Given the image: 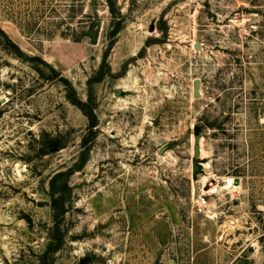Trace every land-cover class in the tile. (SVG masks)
Listing matches in <instances>:
<instances>
[{
	"label": "rangeland",
	"instance_id": "1",
	"mask_svg": "<svg viewBox=\"0 0 264 264\" xmlns=\"http://www.w3.org/2000/svg\"><path fill=\"white\" fill-rule=\"evenodd\" d=\"M112 2L0 0V264H264V0Z\"/></svg>",
	"mask_w": 264,
	"mask_h": 264
},
{
	"label": "water",
	"instance_id": "2",
	"mask_svg": "<svg viewBox=\"0 0 264 264\" xmlns=\"http://www.w3.org/2000/svg\"><path fill=\"white\" fill-rule=\"evenodd\" d=\"M90 33L92 35L93 41L96 42L97 41L96 31L92 29L90 31ZM195 47H196V49H201V42L200 41H196ZM198 86H199V83L196 82L195 83L196 89L198 88ZM117 93L120 94V90H118ZM196 94H197V91H196ZM195 133H196V144L194 146V158L192 160V167H193L194 174L198 173L202 169L201 161L199 160V157H200L199 140L201 138V134H200L198 128H196ZM236 181L237 182H240V178L239 177H236Z\"/></svg>",
	"mask_w": 264,
	"mask_h": 264
},
{
	"label": "trees",
	"instance_id": "3",
	"mask_svg": "<svg viewBox=\"0 0 264 264\" xmlns=\"http://www.w3.org/2000/svg\"><path fill=\"white\" fill-rule=\"evenodd\" d=\"M110 2V8L113 12H116V9L114 8V4L112 2V0H109ZM0 32H2L3 36L6 37V39H9L8 36L6 35V33L0 29ZM95 124V121H92V125ZM60 175V173H57L56 175H54V177L51 179V193H50V196H51V199H52V205L54 207V209H56L58 211V213H63V209L60 210V204H59V199H61L60 196L57 195V190L58 188L56 187V184H55V181L57 179V177ZM48 255V252H46L44 254V257H46ZM44 264V263H42Z\"/></svg>",
	"mask_w": 264,
	"mask_h": 264
},
{
	"label": "built area",
	"instance_id": "4",
	"mask_svg": "<svg viewBox=\"0 0 264 264\" xmlns=\"http://www.w3.org/2000/svg\"><path fill=\"white\" fill-rule=\"evenodd\" d=\"M206 187V185H204L203 187V191L200 192L197 196V200L199 201V205L201 209H205L206 205L208 204V200L207 197L211 194H215L217 192H219V188H218V184L217 183H209V187H207L205 190L204 188Z\"/></svg>",
	"mask_w": 264,
	"mask_h": 264
},
{
	"label": "bare ground",
	"instance_id": "5",
	"mask_svg": "<svg viewBox=\"0 0 264 264\" xmlns=\"http://www.w3.org/2000/svg\"><path fill=\"white\" fill-rule=\"evenodd\" d=\"M199 160L201 161V165H202V160H201V158H199ZM203 161H204V159H203ZM203 166V165H202ZM207 186V185H206Z\"/></svg>",
	"mask_w": 264,
	"mask_h": 264
}]
</instances>
